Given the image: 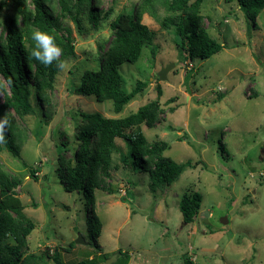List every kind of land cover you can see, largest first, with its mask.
Returning <instances> with one entry per match:
<instances>
[{
  "label": "rangeland",
  "instance_id": "obj_1",
  "mask_svg": "<svg viewBox=\"0 0 264 264\" xmlns=\"http://www.w3.org/2000/svg\"><path fill=\"white\" fill-rule=\"evenodd\" d=\"M24 1L31 8L32 0ZM168 1L95 0L97 10L107 14L97 28L87 13L80 15V30L70 17L62 19L74 38L76 56L60 69L49 102L33 97L35 113L23 120L15 117L22 136L20 157L5 147L0 154L4 170L22 179L16 193L36 224L27 255L58 250L64 264H75L96 256L99 246L108 257L104 264H264V9L249 20L237 2L205 0L203 26L223 49L202 61L180 57L174 28L162 27L170 15ZM47 2L60 15L59 1ZM138 11L153 31V41L135 64L124 63L119 71L128 92L138 81L149 85L116 114L112 101L99 102L75 90L86 70L100 69L114 39L109 24L119 14ZM173 64L160 81L159 72ZM157 85L164 113L155 127L142 125V132L150 143L170 144L165 156L179 164L191 161L194 167L170 188L152 193L148 173L124 166L115 153L109 180L115 194L96 190L93 208L82 193L67 192L58 157L63 142L69 143L67 157L76 149L81 113L127 117L158 98ZM116 143L127 152L124 140ZM193 192L201 194V208L196 220L185 225L179 203ZM95 215L102 223L97 239L89 222ZM78 239L86 244H77Z\"/></svg>",
  "mask_w": 264,
  "mask_h": 264
},
{
  "label": "trees",
  "instance_id": "obj_2",
  "mask_svg": "<svg viewBox=\"0 0 264 264\" xmlns=\"http://www.w3.org/2000/svg\"><path fill=\"white\" fill-rule=\"evenodd\" d=\"M58 1L60 15L56 16L47 0H32L31 8L25 5L24 0H0V90L4 95V100L0 102V119L7 117L9 121L4 141L0 142V154L5 147L13 156L20 157L22 136L15 117L23 120L35 113L33 97L39 103L49 102L48 92L54 89L61 69L59 63L76 56L74 38L71 31L62 25V19L70 17L80 30V15L87 13L94 28H97L102 16L107 15L97 10L95 0ZM204 1L195 0L190 4L188 0H170L165 4L170 15L161 21V25L164 29L174 28L175 42L180 57L184 59L204 61L223 49V45L213 39L203 26L200 10ZM225 1L237 2L249 20H255L264 9V0ZM11 10L13 12L9 13ZM141 17L139 11L116 16L109 24L114 39L101 59L100 69L96 72L86 70L81 85L75 90L80 96H94L99 102L112 101L116 114L122 112L149 85L148 82L138 81L135 88L128 92L119 71L124 63L135 64L143 49L153 41L154 33L142 22ZM36 30L53 35L56 44L62 48V55L50 66H45L31 55L36 49V41L33 39ZM156 90V100L124 118L81 113L82 121L74 139L76 149L67 157L69 143L63 142L65 150L58 157V171L67 192L82 193L93 208L96 190L115 194L116 190L109 183L115 153H119L124 166L138 173H148L152 193L170 188L186 169L194 167L191 161L179 164L165 156L170 144L162 140L150 143L142 132V125L155 127L164 113L160 103L162 89L157 85ZM222 98L223 95L219 97ZM118 139L127 143V152L119 150L116 143ZM35 173L32 170L34 179ZM22 183L20 177L5 171L0 163V264H26L29 260L35 264H64L58 250L53 254L44 252L40 255H27L28 237L36 224L25 214V206L16 193ZM201 203L202 196L197 192L181 197L179 209L185 225L196 220ZM89 222L93 227L92 235L97 239L101 234L102 223L96 215ZM107 259L97 246L96 256H89L75 264H104ZM186 263L192 264L188 261Z\"/></svg>",
  "mask_w": 264,
  "mask_h": 264
},
{
  "label": "clouds",
  "instance_id": "obj_3",
  "mask_svg": "<svg viewBox=\"0 0 264 264\" xmlns=\"http://www.w3.org/2000/svg\"><path fill=\"white\" fill-rule=\"evenodd\" d=\"M33 39L36 41V49L31 55L45 66H50L54 60H58L62 55V48L55 42V37L46 32L36 30L33 33ZM59 68L64 69L66 62H61ZM9 124L7 117L0 119V142L4 141L6 126Z\"/></svg>",
  "mask_w": 264,
  "mask_h": 264
},
{
  "label": "water",
  "instance_id": "obj_4",
  "mask_svg": "<svg viewBox=\"0 0 264 264\" xmlns=\"http://www.w3.org/2000/svg\"><path fill=\"white\" fill-rule=\"evenodd\" d=\"M173 67H174V64H173V65H169V66L163 68V69L159 72V74H158V78H159V80H160V81L166 80V79H167V74H168V72H169ZM222 223H223V224H227V223H228L227 219H224V220L222 221ZM76 243H77V244H82V245H85V244H86L84 240H80V239H78V240L76 241ZM106 264H112V261H111V260H108V261L106 262Z\"/></svg>",
  "mask_w": 264,
  "mask_h": 264
}]
</instances>
